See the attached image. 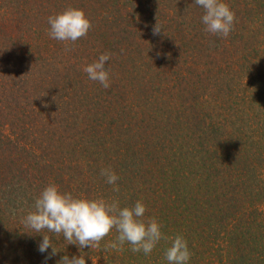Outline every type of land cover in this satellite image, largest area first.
<instances>
[{"label": "trees", "instance_id": "trees-1", "mask_svg": "<svg viewBox=\"0 0 264 264\" xmlns=\"http://www.w3.org/2000/svg\"><path fill=\"white\" fill-rule=\"evenodd\" d=\"M221 2L236 16L227 38L205 31L195 0H0V264H45L43 235L22 221L50 183L122 208L142 201L145 220L188 241V264H264V0ZM68 7L92 24L74 43L49 36L48 17ZM106 52L107 89L83 71ZM224 68L238 73L236 89ZM169 70L177 84L161 89ZM210 89L226 94L222 113L204 109ZM117 236L84 249L53 237L46 264L81 252L86 264H168L170 239L145 255L106 248Z\"/></svg>", "mask_w": 264, "mask_h": 264}, {"label": "clouds", "instance_id": "clouds-1", "mask_svg": "<svg viewBox=\"0 0 264 264\" xmlns=\"http://www.w3.org/2000/svg\"><path fill=\"white\" fill-rule=\"evenodd\" d=\"M195 4L204 9L202 23L205 31L227 38L234 29L235 12L221 0H195ZM50 25L49 36L59 41L75 42L86 37L92 27L90 19L83 9L68 7L63 12L48 17ZM157 22L153 27V35L161 33ZM111 59L110 53L101 54L98 60L84 67L92 81H98L105 89L110 87V69L105 62ZM100 175L105 182L113 185V191L118 192L119 176L111 169H101ZM34 210L30 211L22 223L31 231L29 234H42L43 239L38 243V251L47 253L46 261L56 256L58 250L53 237L62 236L69 244H75L80 249L85 247L98 248L100 242L116 229L118 236L105 247L123 251L127 242L133 253H152L162 240H171V246L165 251L168 264H188L192 252L188 241L182 234L167 237L162 232L163 225L154 217L144 219L146 205L138 200L134 206L121 207L119 200L111 202L103 199H88L75 197L68 192H62L58 185L48 184L35 199ZM51 248V252L48 249ZM57 264H86V258L81 252L79 256L64 255Z\"/></svg>", "mask_w": 264, "mask_h": 264}, {"label": "rangeland", "instance_id": "rangeland-1", "mask_svg": "<svg viewBox=\"0 0 264 264\" xmlns=\"http://www.w3.org/2000/svg\"><path fill=\"white\" fill-rule=\"evenodd\" d=\"M234 48L235 49H237L236 51H238L239 50V48H238V45H236V46H234ZM226 53H228V56H235V57H238L239 58V56H237V55H235V54H231L230 52H226ZM146 55H148V54H146ZM149 56V55H148ZM232 58V60H236V58ZM191 60H193V59H191ZM196 60H202V62L204 61L202 58L201 59H195V61ZM143 61H145V62H143V63H151V61H146V59H144ZM183 61H187L186 59H183ZM218 61H220L221 62V59L219 58V60ZM180 64V63H179ZM138 65V64H137ZM206 65L210 68V70L209 69H207V68H204V69H202V70H206L207 72H210V73H212V71L215 73V72H217V67H219V69H218V72L217 73H215V75H217V74H219L220 73V70H221V64L218 62V63H215V64H210V63H208V62H206ZM213 65H215V66H213ZM139 67V66H138ZM137 67V68H138ZM137 68H133V69H135V70H137ZM226 68V67H225ZM224 68V69H225ZM213 69V70H212ZM231 69V71H229V69H225V72H227L230 76H231V78L233 79V81H232V83H234V88L233 89H236L237 87H238V82L240 81V79H237V77H238V73H235V71H234V69L233 68H230ZM180 72H182V71H180ZM199 72V71H198ZM224 72V70H223V74H227V73H225ZM141 73H144V72H141ZM183 73H186V72H182V74ZM162 75V76H161ZM194 72H190L189 73V76L192 78V80L193 81H197V78H195L194 76ZM211 75V74H210ZM160 76L161 77H163V78H166V80H165V82L161 85V89H163L164 87H165V85L166 86H172V85H176L177 84V80H176V78H175V76L174 75H172V72L169 70V72H168V74L166 75V74H163L162 72L160 73ZM185 77H187L186 75H185ZM168 79V80H167ZM182 81V79H178V81ZM191 83H192V85L193 86H195L196 87V85H194L193 84V82L192 81H190ZM182 86V85H181ZM182 88L184 89V91H187L186 89H185V87L184 86H182ZM127 89H129V86L127 85ZM188 89H189V87H188ZM196 90L197 91H195V95L200 99V92H203L205 89H197L196 88ZM209 97V100L208 99H205L206 98V96L204 95V96H202V98H203V101H205L204 102V105H203V107H204V109H206L205 108V105H207V104H210L209 105V107L211 106V105H216L217 106V111H219V113L221 112H223V111H225V107L223 106V105H225L224 104V101H225V97L224 96H226V94L225 95H223V92L222 91H220V90H218V89H210V90H207V93H206ZM129 95L130 94H127V96L129 97ZM172 97V96H171ZM188 98H191V97H189L188 96V94H187V92H186V97L184 96V97H182V98H180V99H178L177 100V103H178V101H180V100H182L183 102L184 101H188ZM176 101V98H173L172 99V104H174V102ZM199 101V100H198ZM128 102V104H130L131 106H136L137 104L141 107V108H143V109H145V106H144V104L142 103V102H139L138 100H134V99H131V100H128L127 101ZM56 106V105H55ZM236 107V108H238V107H241V105H236V103H235V105H232L231 107ZM60 110H61V107H58ZM222 117V116H221ZM25 201H27L26 199H25ZM8 202H10V203H13L12 201H8ZM3 203V201H1V204ZM13 215V214H12Z\"/></svg>", "mask_w": 264, "mask_h": 264}]
</instances>
